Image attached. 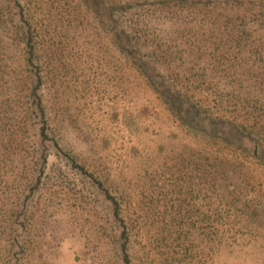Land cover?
I'll return each instance as SVG.
<instances>
[{
	"label": "rangeland",
	"instance_id": "374dc122",
	"mask_svg": "<svg viewBox=\"0 0 264 264\" xmlns=\"http://www.w3.org/2000/svg\"><path fill=\"white\" fill-rule=\"evenodd\" d=\"M0 264H264V0H0Z\"/></svg>",
	"mask_w": 264,
	"mask_h": 264
}]
</instances>
